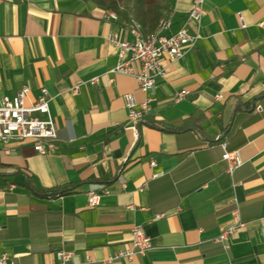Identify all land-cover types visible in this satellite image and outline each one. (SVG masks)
Listing matches in <instances>:
<instances>
[{
    "label": "crops",
    "instance_id": "crops-1",
    "mask_svg": "<svg viewBox=\"0 0 264 264\" xmlns=\"http://www.w3.org/2000/svg\"><path fill=\"white\" fill-rule=\"evenodd\" d=\"M106 13L90 0H0V105L25 87L28 103L47 89L58 128L46 156L31 142H0V257L60 264L65 250L73 264H264V0H172L164 34L185 27L198 41L176 63L160 59L166 75L147 93L111 73L110 35L135 37L133 24ZM129 93L150 100L135 125ZM223 142L244 161L233 174ZM92 185L109 191L95 208ZM236 209L246 226L225 250L215 239ZM135 227L153 248L114 259L133 249Z\"/></svg>",
    "mask_w": 264,
    "mask_h": 264
},
{
    "label": "built area",
    "instance_id": "built-area-1",
    "mask_svg": "<svg viewBox=\"0 0 264 264\" xmlns=\"http://www.w3.org/2000/svg\"><path fill=\"white\" fill-rule=\"evenodd\" d=\"M202 2L200 1L190 13L191 19L200 20ZM239 16L240 20H243L241 14ZM105 17L113 20L118 19V16L113 12H107ZM242 27L245 29V24ZM259 27L264 37V20L259 23ZM169 29L164 28L158 41H144L135 37L133 33L135 37L133 42L120 41L117 34H111L109 40L119 48V62L111 73L135 78L140 90L144 93L153 90L157 80L164 77L167 72L160 65V59L167 57L171 63H176L186 55L188 50L195 47L198 41V37L189 34L185 27L175 34L167 36L164 33ZM91 84L98 85L99 79H92ZM29 93V87H25L15 97L3 98L0 105V142H31L35 151L41 155L55 153L58 150V128L51 115V98L48 91L42 89L41 95L33 103H28ZM187 94L185 91L180 92L177 95V101L182 100ZM221 98V96L218 97V99ZM124 101L130 120H132L134 112L150 111V100L140 105L135 95L129 93L124 96ZM132 129L137 130L136 128ZM221 147L224 150L223 160L229 164V173L233 174L244 165V161L238 152L228 151L227 142H223ZM156 165V161L151 162L152 167H156ZM119 178L122 181V186L126 188L125 181L120 176ZM106 194H109V191L104 186L92 185L87 193L88 206L90 208L98 207L102 197ZM233 215L235 223L215 239V243L221 245L225 250L229 249L230 239L246 226L239 209H236ZM162 217L164 215L157 216L158 219ZM132 237L133 249L118 252L114 259L131 260L135 256L145 255L153 248L151 239L141 227H135L132 230ZM72 256L73 253L70 251L61 250L57 253L60 264H73ZM0 264H14V262L8 254H4L0 257Z\"/></svg>",
    "mask_w": 264,
    "mask_h": 264
},
{
    "label": "trees",
    "instance_id": "trees-1",
    "mask_svg": "<svg viewBox=\"0 0 264 264\" xmlns=\"http://www.w3.org/2000/svg\"><path fill=\"white\" fill-rule=\"evenodd\" d=\"M99 9L113 12L127 23H137L143 37L155 35L159 31V24L172 11V0H90ZM69 190L54 191L52 196L69 194Z\"/></svg>",
    "mask_w": 264,
    "mask_h": 264
},
{
    "label": "bare ground",
    "instance_id": "bare-ground-1",
    "mask_svg": "<svg viewBox=\"0 0 264 264\" xmlns=\"http://www.w3.org/2000/svg\"><path fill=\"white\" fill-rule=\"evenodd\" d=\"M168 17L164 18L163 20L160 21L159 31L155 35L144 38L142 31H141V28L137 23H133L132 29H131L132 33L135 35V37L141 38V40H144V41H158V39L160 38V34L164 31V28H170V20ZM147 111L148 110H141L139 112L132 113V120H130V121L135 125L137 122H139L143 119V117ZM132 128H135V126H132Z\"/></svg>",
    "mask_w": 264,
    "mask_h": 264
},
{
    "label": "rangeland",
    "instance_id": "rangeland-1",
    "mask_svg": "<svg viewBox=\"0 0 264 264\" xmlns=\"http://www.w3.org/2000/svg\"><path fill=\"white\" fill-rule=\"evenodd\" d=\"M163 19H164V18H163ZM163 19H162V20H163Z\"/></svg>",
    "mask_w": 264,
    "mask_h": 264
}]
</instances>
